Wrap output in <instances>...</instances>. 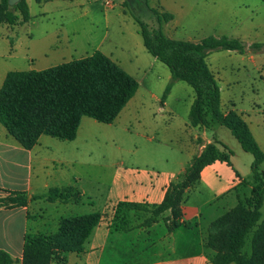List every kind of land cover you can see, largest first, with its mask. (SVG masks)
<instances>
[{
	"label": "crops",
	"instance_id": "0c3cea01",
	"mask_svg": "<svg viewBox=\"0 0 264 264\" xmlns=\"http://www.w3.org/2000/svg\"><path fill=\"white\" fill-rule=\"evenodd\" d=\"M27 2L30 7V0ZM174 87L164 101V92L152 93L155 103L145 102L138 89L116 120L106 124L113 132L115 158L94 172V192L81 170L91 165L90 156L100 147L99 136L89 132L97 121L83 117L73 141L44 135L32 150L24 149L7 132L0 133V196L5 194L3 190L19 191L29 199L28 206L13 208L23 212L22 218L7 216L0 220L3 241L7 239L4 245L12 247L18 241L21 248L16 261L22 259L28 233L57 230L58 225L53 227L43 219L44 211L39 210L43 205L55 204L43 199L49 190L74 187L82 198L92 202L88 212H99L101 218L84 244V252L63 255V264H212L213 253L204 245L208 229L237 205L234 188L251 177L254 159L220 124L212 121L208 129L191 126L188 115L194 94L183 99L180 114L179 108L170 103ZM221 111L237 112L264 151V103L253 101L242 108L229 99L225 105L221 93ZM211 143L232 151V165L215 162L203 169L198 183L185 192L182 225L169 231L165 218L170 212L155 216L150 208L163 202L170 183L182 176L191 160ZM34 202L43 217L30 221L27 213ZM121 202L148 206L149 210L124 208L119 220L124 229H115L113 220ZM149 219L154 220L152 224L144 225Z\"/></svg>",
	"mask_w": 264,
	"mask_h": 264
},
{
	"label": "trees",
	"instance_id": "16d2710c",
	"mask_svg": "<svg viewBox=\"0 0 264 264\" xmlns=\"http://www.w3.org/2000/svg\"><path fill=\"white\" fill-rule=\"evenodd\" d=\"M155 13L159 26L175 18L173 13ZM19 17L23 23L31 19L27 0H20L12 7L8 0H0L1 23L15 25ZM134 20L139 25L145 49L170 71V82L162 101L175 83L185 82L194 92L188 115L190 125L208 129L212 121L220 124L254 159L251 196L246 202L239 200L208 229L204 245L213 253L212 264H264V218L260 211L264 200V174L261 171L264 151L237 112L224 114L221 111V89L207 63L213 52L243 53L247 47L251 50L260 46L247 45L228 36H209L199 41L175 40L167 37L160 28H150L135 16ZM138 89V81L99 50L43 70L10 71L0 87V124L26 150H32L44 135L73 141L83 117L98 123H113ZM215 143L208 144L191 160L182 176L170 183L161 204L151 206L155 216L170 212L165 218L169 231L182 225L181 205L185 192L198 183L203 169L215 162L232 165V151L225 145L221 150ZM59 191L58 188L50 189L47 201L54 202ZM3 192L0 209L26 207L29 203L25 192ZM124 208L149 210L148 206L140 204L119 203L112 226L115 229H124L119 221ZM100 218L99 213L65 218L54 235L26 237L21 261L0 248V264H63V255L84 252V244ZM153 221L149 219L144 225L149 226Z\"/></svg>",
	"mask_w": 264,
	"mask_h": 264
},
{
	"label": "rangeland",
	"instance_id": "374dc122",
	"mask_svg": "<svg viewBox=\"0 0 264 264\" xmlns=\"http://www.w3.org/2000/svg\"><path fill=\"white\" fill-rule=\"evenodd\" d=\"M106 1L30 0L29 22H21V17L15 25L0 22V87L10 71H38L87 57L99 50L138 81L145 102L155 103L151 94L162 95L171 74L168 67L145 49L135 16L175 40L199 41L209 36H228L247 45H259L251 50L247 47L243 53L213 52L207 62L220 86L225 105L229 99L242 108H248L253 101L264 103V0H112L109 6ZM155 11L173 13L175 18L159 26ZM174 86L170 103L178 107L181 114L183 99L194 92L185 82H177ZM2 131L6 132L0 124V133ZM89 132L99 136L100 147L98 152L91 154V165L81 171L87 186L94 192L96 183L93 184L92 176L100 166H108L114 160L115 149L111 141L113 132L108 125L95 123ZM72 188H58L55 204L39 207L44 217L36 202L31 204L27 213L30 221L43 217L53 227H58L49 234H36L33 230L27 237L51 236L58 232L65 218L99 213L88 212L92 202ZM253 188L251 178L234 188L237 203L239 200L246 202ZM95 197L96 194L93 198L97 202ZM260 211L263 219L264 200ZM7 216L22 218L23 212L0 209V220ZM2 237L0 226V248L16 260L21 250L18 241L7 247L4 245L7 239L3 241ZM57 260L55 257L54 263Z\"/></svg>",
	"mask_w": 264,
	"mask_h": 264
},
{
	"label": "water",
	"instance_id": "95a60500",
	"mask_svg": "<svg viewBox=\"0 0 264 264\" xmlns=\"http://www.w3.org/2000/svg\"><path fill=\"white\" fill-rule=\"evenodd\" d=\"M20 0H8V4L9 6H14L15 4H17Z\"/></svg>",
	"mask_w": 264,
	"mask_h": 264
},
{
	"label": "built area",
	"instance_id": "2783aa9c",
	"mask_svg": "<svg viewBox=\"0 0 264 264\" xmlns=\"http://www.w3.org/2000/svg\"><path fill=\"white\" fill-rule=\"evenodd\" d=\"M111 1H112V0H107V1H106V5L109 6L110 3H111ZM162 112H163V110H162Z\"/></svg>",
	"mask_w": 264,
	"mask_h": 264
}]
</instances>
